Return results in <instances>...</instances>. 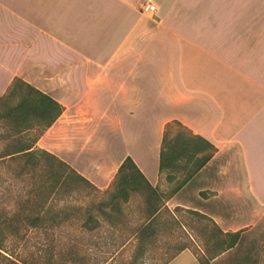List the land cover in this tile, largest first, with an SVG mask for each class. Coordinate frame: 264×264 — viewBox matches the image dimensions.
Returning <instances> with one entry per match:
<instances>
[{
  "label": "crops",
  "instance_id": "obj_1",
  "mask_svg": "<svg viewBox=\"0 0 264 264\" xmlns=\"http://www.w3.org/2000/svg\"><path fill=\"white\" fill-rule=\"evenodd\" d=\"M143 1L0 0V97L19 80L56 102L35 146L100 189L129 157L158 190L165 127L179 123L215 151L157 214L193 211L239 233L210 264H264L250 254L264 252V227L254 235L234 214L264 220V0H151L153 16ZM167 264L200 262L183 247Z\"/></svg>",
  "mask_w": 264,
  "mask_h": 264
},
{
  "label": "rangeland",
  "instance_id": "obj_2",
  "mask_svg": "<svg viewBox=\"0 0 264 264\" xmlns=\"http://www.w3.org/2000/svg\"><path fill=\"white\" fill-rule=\"evenodd\" d=\"M15 101L16 99L9 102L12 105ZM2 107L0 109H4ZM181 130L182 128L176 125L171 129L172 133ZM4 133L0 122V153L8 144V141L1 139ZM30 135L33 136L34 132L32 131ZM17 168L14 163L0 162V215L43 214L45 219L34 229L27 227L25 223L17 224L18 232L7 235L4 255L19 264H163L177 249L183 247L191 249L201 262H207L217 246L208 240L209 228L206 223L197 225L192 220V216L181 215L178 218L186 225V228L182 229L179 224L176 225L170 218L163 216L159 218L160 234L157 235L154 243L148 246L149 250L138 257L135 234L137 229L146 223L144 222L147 218L146 205L139 197H132L127 205H120L121 220L107 218L104 214H116L103 208L115 178L107 189L93 185L96 188L94 190L90 187L74 185L70 191H67L58 187L48 203V207H51L49 213L39 212L38 209L23 212V205H19L18 202L24 201L29 196L31 186L38 180L17 179L15 176ZM185 172L178 166L163 172V181L158 192L164 199L183 179ZM211 195V191H202L201 199L193 195L190 198L191 204L204 206L202 199ZM239 202L234 204L238 207L243 206ZM234 214L238 217L237 222L243 223L241 227H244L246 222L255 223L257 226L254 235L261 233L264 220L259 222V219H254L252 214H245L243 207L234 211ZM245 241L241 240L239 256L236 258L238 262L244 260ZM250 254L253 261L259 262L264 252L252 251ZM0 264L15 263L0 259Z\"/></svg>",
  "mask_w": 264,
  "mask_h": 264
},
{
  "label": "trees",
  "instance_id": "obj_3",
  "mask_svg": "<svg viewBox=\"0 0 264 264\" xmlns=\"http://www.w3.org/2000/svg\"><path fill=\"white\" fill-rule=\"evenodd\" d=\"M14 99L16 101L11 105L9 101H14ZM2 106L4 109H0V122L5 133L1 136V139L8 141V144L0 153V162L16 164L18 166L15 171L17 179L38 180L31 186L29 196L24 201L18 202L19 205H23V212L38 209L39 212L49 213L51 207H48V203L55 195L58 187L70 191L72 186L81 185L96 190L88 180L79 175L68 164L35 146L39 137L61 113V107L56 102L16 80L8 93L0 97V107ZM174 125L182 128V130L172 133L171 129ZM32 131L34 132L33 136L30 135ZM197 139L199 141L190 136L189 132L177 122L166 125L160 151V170L166 167L176 168L177 166L180 169H185V164L192 163V167L186 170L183 179L167 197L178 191L212 157V152L215 149L203 140ZM132 197L142 199L147 209V218L144 219L146 223L141 225L135 234L137 237L136 251L138 257H141L145 251L149 250L148 246L152 245L157 235L160 234L159 218L166 216L176 225L180 224V220L176 219L173 214H157L163 206L164 198L156 188L148 183L133 161L127 157L121 164L112 185V190L103 205V208L116 214L104 215L107 218H116L117 221L121 220L120 205H127ZM188 212L191 214L185 215L192 216L195 223L207 224L209 240L214 241L217 245L216 249L212 251L211 258L207 262L199 260L200 264H210V261L216 255L232 248L238 242L239 233L224 234L211 219L193 211ZM42 215L26 213L12 214L11 216L0 215V259L19 264L4 255L6 253L4 244L7 235L18 232L17 224L25 223L27 227L32 229L39 227V224L45 220ZM221 235L225 238H221ZM182 249H177L163 264H167Z\"/></svg>",
  "mask_w": 264,
  "mask_h": 264
},
{
  "label": "built area",
  "instance_id": "obj_4",
  "mask_svg": "<svg viewBox=\"0 0 264 264\" xmlns=\"http://www.w3.org/2000/svg\"><path fill=\"white\" fill-rule=\"evenodd\" d=\"M141 14L153 16L156 13V6L151 0H144L140 5Z\"/></svg>",
  "mask_w": 264,
  "mask_h": 264
}]
</instances>
